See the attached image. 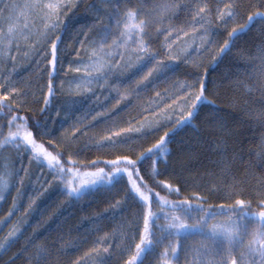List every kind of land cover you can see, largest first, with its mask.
I'll return each mask as SVG.
<instances>
[{"label": "trees", "instance_id": "trees-1", "mask_svg": "<svg viewBox=\"0 0 264 264\" xmlns=\"http://www.w3.org/2000/svg\"><path fill=\"white\" fill-rule=\"evenodd\" d=\"M3 2L6 3L9 0H3ZM99 2L100 0H80L76 3L77 6L67 13L66 18L60 24L57 32L53 34L51 40V42L56 41V37H60L56 41L58 45L57 57L60 56L59 51L65 41L70 46V53L72 54L84 37L99 39L97 36L98 29L93 27L96 24V17L91 10L92 5L100 7ZM113 3L118 4L121 12L125 9L138 10L141 13V18L153 21L152 27L148 29L150 40L148 38L146 40L153 52L160 53L158 58L163 59L164 62L169 61L168 64L173 67V70L166 71L163 75L154 74L150 81L145 82L138 90L132 79L138 80L141 75L147 72V69L145 68L143 73L137 72V70L127 71L128 75L123 81L126 85L119 86L118 90L111 93L109 101L112 99L115 102L108 101L105 105L107 111L109 108H114L115 114L112 116L116 118L118 125L123 128L126 127L130 119L135 116L131 114L133 110L139 109L140 106L151 102V100L155 102L157 93L164 91L166 87L173 86L170 83L176 78L184 86L203 78L207 72L206 83L209 89V99L216 100V103L221 105L222 114L226 121L229 145L234 149L231 155L237 154L238 157L233 162V172L239 179L250 176L255 180L264 181V158L259 155V145L261 139L264 138V122H262V114H264V87L262 84H264V79L261 76L248 79L247 73L243 77L240 74H244L243 70L246 67L242 64L237 65V62L241 61L240 56L251 52L257 40H260V35L256 31L264 24L257 21L255 24L258 25V28L254 24L250 30L240 33L239 41L236 43L238 45L234 48L236 51L231 49L230 52L223 54L219 50L225 41L230 40L228 33L232 30L221 31L218 28L212 30L210 41L221 40L223 42L210 56V59L203 62L201 67L194 63L192 66L185 64L191 56H174L172 60H169L161 44L165 35L178 38L185 33L190 26L194 12L197 10V5L204 6L207 4L206 14L210 19L211 17L214 18V12L217 8H225L226 4H232L231 11L235 13L234 17L238 23L236 28L239 29L241 25L247 22L249 15L258 11L264 12V0H113ZM165 4H179L180 7L171 15L164 14V22L161 24L158 22L160 19L159 6ZM105 21L107 22V17H105ZM5 24L7 22L1 21L0 28ZM166 30H171V35ZM178 30L179 35H177ZM108 44H111V39ZM50 48L51 43L47 45L48 50L46 51V69L51 70L48 67V65H52L50 63L52 60ZM229 54H232V57L234 55L235 58H228ZM192 56L196 57V54L193 53ZM58 61L54 70L58 69ZM5 65L6 62L0 58L2 72ZM127 72H122L121 76L117 78H121ZM163 82H167V85L162 86ZM52 83L54 85L53 94L49 96L47 84L45 93L37 107L30 104L31 101L20 103L12 100L11 96L9 97L14 111L9 112L5 108L3 112H0V126H2L0 130L3 133L0 135V140L8 135L7 124L12 115L24 117L28 120L29 130L33 132L37 144H42L47 151L53 155H58L60 166L64 169L71 168L75 172L85 173L104 168L107 172L111 170L109 161L115 160L118 156H128L132 160H137L141 153L151 148L164 135V132L176 128L175 122L162 128L159 126V128H147L141 134L134 133L122 136L120 140L126 142L115 148L88 145V147L78 150L73 157L68 152V148L58 144L57 136H54L56 132L66 133L71 129L72 124L69 127L66 121L76 118V109L62 108L58 119L51 124L54 118L55 105L53 102L56 98L54 76H52ZM10 85L13 83L7 82L5 84L0 81V95L8 96L4 88H10ZM45 98L50 101L47 105L44 102ZM112 103L115 105H111ZM109 121L114 122L113 118ZM19 122L17 121V123ZM111 122L98 121L95 126L102 127L112 124ZM193 123L197 125L198 132L190 127L184 128L173 136V140L183 144L185 138L193 136L195 133L205 132L203 138H206V134H210L211 125L204 118L203 113L201 119ZM37 125L39 126L37 127ZM12 130L15 131V128L13 127ZM52 133L54 136L51 135ZM220 138L226 139L223 136ZM7 145L14 146V144ZM178 147L177 143L170 142L168 144L172 154L169 155L167 161L163 157L149 159L147 158L148 154H146L142 163L137 162L143 182H146L152 189L153 200L156 199L154 194L159 193L161 197L170 202L179 203L184 200H191L193 204H196L197 201L193 197L198 195L206 201L203 202L205 208L212 207L218 210L221 205L225 207L234 205L238 198H233L225 192L207 191L204 189L205 183H201L199 186L198 183L193 182V176L189 171L195 167L196 169L201 168L206 160L204 158L199 159V155L196 153V158L194 156L192 159H187L182 153L177 154L175 149ZM153 159L157 160L156 174H152ZM42 164L45 165V161H42ZM133 179L138 184L141 183L138 177L133 176ZM164 184L179 187V193H169ZM58 189L57 199L56 193L50 190L42 198H36L29 203L26 208L29 213L19 216L20 224L16 228L19 230L16 242L6 253L0 251V264H36V245L39 244H44L51 249L52 255L49 257V264H128L130 257L135 254V245L139 243L143 231L142 215L144 208L141 207L137 199H133L129 194L131 184L127 175L123 174L120 182L113 186L102 184L100 188L90 191L78 199L65 195L63 186L60 185ZM241 199L250 200L252 210H257L259 201L257 198L252 196ZM117 201L120 202L118 206L116 205ZM23 202L18 204L19 208L23 207ZM162 208L163 212L171 211L167 206L153 203L152 210L156 214L162 216ZM136 210L142 213L138 223H135L136 220L133 217ZM165 223L163 218L156 221L158 226L165 225ZM158 226L152 229L155 233L154 241L161 237ZM168 244V239H164L161 244H156L154 250L145 257L143 264H164L161 254Z\"/></svg>", "mask_w": 264, "mask_h": 264}, {"label": "snow or ice", "instance_id": "snow-or-ice-1", "mask_svg": "<svg viewBox=\"0 0 264 264\" xmlns=\"http://www.w3.org/2000/svg\"><path fill=\"white\" fill-rule=\"evenodd\" d=\"M74 0H30L22 6L12 3H4L0 0V21L7 22L6 31L0 28V52L4 48L11 49L13 44L19 45L20 41L25 43L29 37L33 35L30 27V18L34 14L39 15V19L43 23L44 32L41 34L43 40L48 42L50 34L54 33L60 27V16L65 10L76 7ZM179 4L160 5L159 23H163L164 14H173ZM187 7V6H186ZM232 4H226L225 8L229 9L226 12L218 11L219 19L227 23L228 19L234 18L235 13L231 11ZM207 4L204 6L197 5V10L193 14V31H196V25L203 28L205 33L211 27V20L205 14ZM93 15L96 17L97 36L99 39L89 41L90 63L86 66L88 75L82 78V84L78 87H87L92 81L99 83L103 81L107 83L108 76L114 70L127 72L136 69L137 72L143 73L146 68L147 72L135 80L136 89L138 90L145 82H149L154 74H161L166 71L173 70L170 64H166L162 59H158L159 52H153L149 42L150 33L148 29L152 27L153 21L147 18H141V13L138 10L125 9L123 12L119 10L118 4H114L113 0H100V7L91 6ZM107 17V22L105 21ZM257 21L264 24V12H255L249 15L247 22L237 28H233L228 33L230 40L225 41L220 53L231 51L232 43L236 36L243 33L245 30H250ZM91 31V29H90ZM171 35V30H166ZM179 35V30L177 32ZM187 35V33H185ZM60 37H56L58 41ZM111 39V44L108 41ZM56 41L51 42V55L53 69H55L58 57V45ZM107 49V50H106ZM120 49H124L123 52ZM172 48L166 42V55L169 60L174 57ZM127 55V60H125ZM119 57V61H117ZM261 61V77L264 79V46L258 49V57ZM122 62V63H121ZM81 69L77 67L75 71ZM97 73L95 76L92 72ZM50 79L48 83V94H53L54 85L52 83V73H49ZM207 72L203 78H199L192 84L183 86L184 102L178 105L180 108V119L175 121L176 128L171 131L164 132V135L152 145L151 148L145 150L144 153L132 160L128 156H118L115 160L109 161L111 166L110 171H105L104 168H98L95 172H85L83 177L79 179V184L75 183L76 178L80 176L73 169H64L60 166L58 155L47 151L42 144H37L33 132L29 130L27 118L12 115L8 120L7 127L8 135L0 140V147L7 144H14L19 147L21 143L25 145L26 150L30 149L32 158L37 162L47 161L49 167L59 169L61 180L65 183L67 195L70 197L80 198L86 195V189L97 184H106L113 186L120 182L123 174H126L128 181L131 184L130 195L133 199H137L141 207L144 208L143 214V231L140 235V241L135 245V254L130 257L128 264H143L145 257L154 250L156 244L163 243L164 239L169 240V244L165 247L161 254L164 264H176L180 259V251L190 252L192 255L191 264H264V193L257 204V210L253 211L251 201L244 199H236L234 205L227 207L221 205L219 209L212 207H203V202H206L203 197L195 195L193 199L197 201L193 204L191 200H184L179 203L167 201L155 193V201L153 200L152 189L143 182V177L140 176L137 162L141 163L146 158L163 157L167 161L171 150L168 144L177 143L182 148L181 142L174 141L173 136L179 130L184 128H192L194 131H199L194 121L200 120L202 113L209 124L214 126V130L218 137H222L226 132V121L222 114L221 105L216 103V100L209 99L208 85L206 83ZM146 86V85H145ZM264 87V84H262ZM90 90V89H89ZM249 90L251 88L249 87ZM159 95V93H157ZM13 100L16 98L13 97ZM8 101V103H5ZM45 104L50 101L45 98ZM7 108L9 112L14 111L12 102L9 101V96L0 95V112ZM205 110H207L205 112ZM17 121H20L17 123ZM262 122H264V114H262ZM39 125H37L38 127ZM13 127L15 131H13ZM2 128V126H0ZM137 131L140 129H128V131ZM0 135H3L0 130ZM120 132L113 133V136L119 137ZM113 136H106L104 140L107 144H101V147L115 148L118 145L125 143L123 140H113ZM224 141L218 139L217 149L223 157L219 161L221 175L226 177V186L235 190L239 185L243 184L242 179H238L235 172L232 170L233 162L238 158L237 154H233L231 159L228 158L227 148L223 146ZM259 155L264 158V138L261 139L259 145ZM157 160L153 159L152 174H156ZM123 165V166H122ZM12 173H9L11 176ZM133 176L139 178L141 183H137ZM71 177V178H67ZM228 180L231 183H228ZM264 184V181L261 182ZM9 182L3 177H0V200L4 199V192L9 187ZM164 187L169 193H179V187H173L171 184H164ZM162 206H167L171 209L170 212H163V215H158L152 210L153 203ZM119 201L116 205H119ZM11 215V213H9ZM228 216L226 222H215L218 216ZM163 218L165 225H157L156 221ZM191 220L192 223H188ZM249 222H255L258 227L249 231ZM159 227L161 237L158 240H153L155 233L152 231L154 227ZM18 229L13 228L3 240H0V251L7 252L16 242ZM198 238V246H192L190 249H185L182 241ZM174 239V243L172 242ZM107 251V249H105ZM52 251L44 244L36 245L35 259L36 264H49V257Z\"/></svg>", "mask_w": 264, "mask_h": 264}, {"label": "rangeland", "instance_id": "rangeland-1", "mask_svg": "<svg viewBox=\"0 0 264 264\" xmlns=\"http://www.w3.org/2000/svg\"><path fill=\"white\" fill-rule=\"evenodd\" d=\"M79 1L80 0H74L75 3ZM11 2L22 6L24 3L30 2V0H11ZM71 9L65 10L64 14L60 16L61 23ZM217 10L226 12L229 9H216L214 18H210L211 27L207 33H205L204 29L200 28L198 24L195 26L197 30L193 31L194 21L192 19L190 26H188L185 31L187 35L183 33L178 38L165 35L161 43L165 54L167 42L173 50V57L191 56L189 61L187 60L185 64L192 66V63H194L198 67H201L204 64L203 62L208 61L210 56L223 42L221 40L217 42H213V40L210 41V33L212 30L216 28L221 31L227 29L232 30L238 25L235 17L232 19L225 17L227 23L222 22L219 19ZM30 21V27L34 34L29 37V40L26 43L20 41L18 46L13 44L11 49L4 48L2 52H0V58L6 62L3 72L1 70L2 67H0V81L5 84H7V82L13 83V85H10V88H4V91L9 97H15V100L20 103L31 101L30 104L37 107L49 83V73H52V76H54L56 80V98L53 102L55 107L54 118L51 124L58 119L62 108L65 109L66 107L76 109V118L66 121L69 127L72 124L71 129L69 128L70 130L66 131V133L54 132L55 136L53 135L54 133L51 135L54 137L57 136L58 144L62 145L64 148H68V152L73 157H75L78 150L88 147V145L99 147L101 144H107L108 141L104 140V137L113 136L115 132H120L121 135L119 137L113 136V140H120L122 136L134 133L141 134L143 130L147 128L151 129L152 127L158 126L160 128L163 126L166 127L180 119L181 113L178 105L183 104L186 93L178 78H176L170 83L173 86L170 88L166 87L164 91L159 92V95L155 96V98H157L155 102L151 100V102L140 106L139 109L133 110L131 114L135 116L130 119L126 127L123 128L119 126L118 121L115 120L116 118L112 116L115 114L114 108H109L107 111L105 105L109 101L111 93H113L114 90H118L119 86L126 85L123 81L126 79L128 72L118 79L117 77L121 76L120 74L122 72L114 70L113 73L109 74L107 83L103 81L99 83L92 81L87 87H78V85L82 84V78L88 75L85 70L86 66L90 63L88 42L93 39L84 37L83 41L78 43L77 49L72 54L70 53V46L65 41L61 46L62 49L59 51L58 71L54 70L52 65H48L51 70L46 69L47 45L51 43L53 34L56 33L60 27L57 28L54 33H51L50 40L45 42L41 36L44 32V26L39 19V15L34 14L30 18ZM7 26L8 24H5L2 27L3 30L6 31ZM255 26L258 28L257 24H255ZM256 32L260 35V40H257L251 52L240 56L241 61L238 60L239 63L236 61L237 65L242 64L246 67L243 70L244 74H240L239 72L236 73L243 77H245L247 73L249 75L248 79H255L261 76V61L257 57L258 49L264 46V26L259 27ZM239 38L240 35L235 37L231 49L234 50L235 46L238 45L236 43L239 41ZM120 51L123 52L124 49H120ZM193 53L196 54V57L192 56ZM127 58V55H125V60H127ZM228 58L234 59L235 56L233 55L232 57V54H229ZM117 61H119V57H117ZM168 63L169 61L166 62V64ZM77 67L81 69L79 72L75 71ZM171 68L173 69L172 66ZM134 70L136 69H132L130 72ZM96 74L97 73L94 71L92 72L93 76ZM161 74L163 75V73ZM132 80V82H134L136 79L133 78ZM166 85L167 82L162 83V86ZM109 102H115V100L110 99ZM111 105L114 106L115 104L112 103ZM206 111L207 110H205V112ZM111 118H113L114 122L109 121ZM98 121H103L105 123L111 122L112 124L96 127L95 125ZM137 128L140 129L139 132L134 130L128 131V129ZM211 128L210 134H206V138H203L205 132L199 134L195 133L193 136L185 138L182 148L178 147L175 149L177 154L182 153L187 159H192L194 156L196 158V155H199V159L204 158L206 160L204 163V165H206L205 167H203V165L201 168L196 169L195 167L193 170L189 171L193 176V182L198 183L199 186H201V183H205L206 186L204 189L207 191L225 192L229 196L231 195L233 198L238 199L253 196L259 200L261 194L264 193V184L250 176L242 179L243 184L239 185L235 190L226 186L225 180L227 178L221 175L219 166V161H221L223 157L217 149L218 139L224 141L223 146L227 148L229 159H231L230 156H232L231 154L234 149L229 145L230 141L227 132L223 134V137L226 139H223L216 135L214 126L211 125ZM9 173H12V175L9 176ZM79 174L80 176L75 180L76 184H79V179L83 177V173ZM0 177L7 180L10 185L4 192V199L0 200V240H3L13 228H17L20 224L19 216L29 213L26 208L32 200L42 198L50 190L56 193L57 199L60 185L65 188V195H67V189L65 183L61 180L59 170H56L55 167H49L47 161H45V165H43L42 162H37L32 158L30 149L26 150L23 143H21L19 147L15 145L13 147L9 145L2 147V150H0ZM228 183H231V181L228 180ZM101 185L102 184H97L92 186L86 189V192L89 193L90 191L98 189ZM22 201H24L23 207L19 208L18 204ZM9 213H11V215H9ZM141 215L142 213L139 212V210L134 212L133 217H135V223H138ZM227 220L228 216L223 215L217 217L215 222H226ZM188 223H192V221L189 220ZM129 226L132 228L131 225ZM248 226L249 231L258 227L255 222H249ZM174 242L175 241H173V243ZM182 243L185 249H190L194 245L198 246V238L184 240ZM191 260V253L181 250L180 259L176 264H191Z\"/></svg>", "mask_w": 264, "mask_h": 264}]
</instances>
